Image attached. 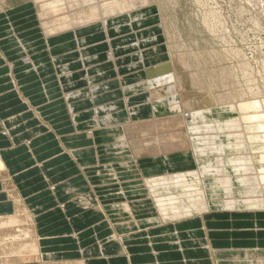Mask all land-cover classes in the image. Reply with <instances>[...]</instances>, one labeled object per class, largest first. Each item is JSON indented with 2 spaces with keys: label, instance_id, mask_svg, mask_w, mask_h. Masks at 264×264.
<instances>
[{
  "label": "crops",
  "instance_id": "1",
  "mask_svg": "<svg viewBox=\"0 0 264 264\" xmlns=\"http://www.w3.org/2000/svg\"><path fill=\"white\" fill-rule=\"evenodd\" d=\"M35 9H0V218L22 209L33 219L43 263L264 264L260 212L200 215L208 254L180 236L198 250L193 258L152 237L177 223H140L158 216L145 181L195 166L188 150L169 161L138 154L142 135L129 132L166 114L150 115L148 96L161 86H144L157 78L147 70L166 59L153 46L155 21L120 16L50 35ZM139 53L151 62L129 66Z\"/></svg>",
  "mask_w": 264,
  "mask_h": 264
},
{
  "label": "rangeland",
  "instance_id": "2",
  "mask_svg": "<svg viewBox=\"0 0 264 264\" xmlns=\"http://www.w3.org/2000/svg\"><path fill=\"white\" fill-rule=\"evenodd\" d=\"M23 3L35 5L41 24L46 29L45 32L49 30L50 33L60 32V26L67 25V22L71 21L75 25L95 23L98 20L97 12L101 13L103 8L106 11H109V9L111 11V7L116 3L121 14L108 19L132 15V20H138L137 22L147 21L148 19L155 21L152 26L159 28L161 40L153 43V46L163 49V57H165L163 54H166V59L164 58L165 60L162 63L169 61L171 64V70L174 73L171 85H176V99L180 104L179 112L175 113L168 109L167 99H162L160 103H154L157 108L154 116L166 113L163 117H160L164 121L172 116L186 114L189 111H215L220 107L232 104L264 102V0H138L137 4L129 8L124 5V0H109L107 4L99 0H0V9L16 7ZM95 7H97V11ZM130 8L133 9L129 10ZM81 10H83L86 20L83 16H79ZM156 17V20H152ZM50 18L55 19L59 25H53L49 20ZM80 21L84 22L81 23ZM132 62L139 63L140 59L137 57ZM233 113L216 117H219L222 122L234 119L240 120L244 117L238 111ZM256 114L259 115L258 112ZM246 119L244 117L243 122H246ZM182 131L184 133L182 138L188 139L187 125L183 127ZM165 132L169 133L167 131L155 132L149 130L147 134L151 136L150 140H159L163 143H168L169 138L173 139V142H178L181 139H174ZM176 133L178 132L171 131L172 135ZM141 140H144V138ZM249 140L248 145L252 152H255L262 145L251 137H249ZM191 158L193 159V157ZM193 161L195 166H192L193 163H185V167L181 168L179 173H184L187 181L194 184L197 197L193 194L190 195V199H188V196L186 198L185 195L179 197L181 193L173 183V178L171 180L166 179L165 183L171 189L173 193L171 196L175 203L179 201L178 203L181 205L190 206V202L196 203V199L200 196L199 198L203 197V202L211 210V198L206 192L204 183L192 181L195 178L191 174L198 168L194 159ZM155 173H158L154 175L157 178L167 172L160 169L156 170ZM174 173L177 172L171 171L167 174ZM196 179L198 180V178ZM222 198L226 197H218L214 201L220 203ZM233 198L232 200L238 203H241V201L242 203L250 202L252 199L250 202L252 203L256 196L252 194L241 195L237 188ZM251 208L246 207L244 210L232 211L246 212L256 209ZM169 210L168 212L171 214ZM252 222L253 220L251 224H254ZM11 233L3 237L5 240L0 237L1 242L4 241V244H6L12 241ZM10 248L9 246L5 247L4 255L10 257ZM8 259H10V262ZM8 259H5L6 264H39L31 262L30 257L21 260V262L19 259V261Z\"/></svg>",
  "mask_w": 264,
  "mask_h": 264
},
{
  "label": "bare ground",
  "instance_id": "3",
  "mask_svg": "<svg viewBox=\"0 0 264 264\" xmlns=\"http://www.w3.org/2000/svg\"><path fill=\"white\" fill-rule=\"evenodd\" d=\"M99 1H103L104 4H107V2H109V0L108 1L99 0ZM137 1L136 0H124V5L127 8H129L137 4ZM82 3L84 2L82 1ZM102 6L104 7V5ZM89 7H90V4H89ZM112 7H111L112 9L111 11L110 9L109 11H106L103 8V11L101 13L97 12V18H98L97 22L107 24L106 22L107 20H109L108 19L109 17L116 16V15L119 16V14H121L119 12L120 8L117 7V3L114 4V6ZM96 8L97 7H95V10ZM131 9L133 8H130L129 10ZM79 16H83L84 18L83 10H81V12L79 13ZM63 19L62 21H64ZM156 19L157 17L152 20H156ZM49 20L52 22L53 25L55 26L59 25V23L55 19L50 18ZM71 22H67V25L65 24L64 26L63 25L60 26L59 29L61 31H65V30L74 29V28L86 25V24L75 25V24H72ZM46 33L47 34L50 33L49 30L46 31ZM137 57L140 59V62H139L140 64L135 63V62L134 63L130 62L129 66H133V67L141 66V65H146V63L148 62H151V60L149 61L146 58V56H144L142 53H139ZM162 57L163 56H161V58ZM147 72L152 74L154 77H157L150 83L144 82L145 83L144 86L146 85L147 90L150 87H152L153 89V87H155L156 85L159 87L161 86L160 89L158 90L154 89L153 92H150L148 96L150 97L149 98L150 101L153 100V103H152L153 106L149 105V107L151 106L150 115H155L154 113L157 111V108L154 103H160L162 99L168 100V109L170 111L175 112V113L179 112L180 104L177 102V99H176V96H177L176 85L175 84L171 85L174 79V73L171 70L170 62L168 61L167 63L158 64L155 67L148 69ZM167 84H170V85L167 86ZM111 88H112V85H111ZM141 88H145V87H141ZM129 101H132V100H129ZM238 104L227 105L228 107L227 106L220 107L215 111L207 110V109H206L207 111H197V112L189 111L186 114H181V115L176 114L177 116L175 117L172 116L173 118L171 117L165 121L159 120V119H153L152 121H149V122L146 121L145 124L140 123V125L138 126H135L132 128L129 127V129L131 128L129 132H132L134 134H140L142 135L141 137L144 138V140H141V139L137 140V145L134 144L135 149H136L135 152H137L138 154H141L145 150L151 157H163L167 161H169L170 160L169 156L171 154H174L177 152H185L189 149L190 151L189 150L188 151L190 154H187L185 156L193 157L198 167L191 174L192 177L195 178V179H192V181L194 182L196 181L198 183L200 182L204 183L206 187V192L211 198V205H210L211 210H227V209L244 210V208L246 207L248 209H250L251 207L252 208L254 207L256 208L254 210L256 213L257 212L264 213V102L255 101L253 103H243L240 105ZM132 107L136 108L134 106ZM136 111L139 112V108ZM236 111L242 113L244 117L247 118L246 122H243L244 117L240 120L234 119L230 121L227 120L226 122H222V120L221 121L219 120L220 115L223 114L225 116V114H234L233 112H236ZM256 112H258L259 115H257ZM260 112H263V113L261 114ZM133 114H135V111ZM216 116H219V117H216ZM197 122H200V123H197ZM186 125L188 127L189 136H188V139L187 138L183 139L182 136L184 135V133H182L183 132L182 129L184 126L186 127ZM149 130L155 131V132L156 131H167L169 133H166V132L165 133L170 134L172 138L174 139L181 138V139L178 142H173L172 141L173 139L169 138L167 140L169 141L168 143H163L159 140H154V139L150 140L151 136L147 134V131ZM171 131L178 132V133H176L175 135H172ZM157 135H162V134H157ZM249 137H251L253 140H256L262 144L259 149L255 150V152H252L249 149V145H248L249 144L248 142L250 141ZM142 145L144 148L141 147ZM172 178L174 180L173 183L176 185V188L181 193L179 194V197L181 195H185L186 198L188 196V199H190L191 198L190 195L192 194L195 195V197H197L196 196L197 191L194 188V184L187 181L186 179L187 177L185 176L184 173H179V172L174 173V174L166 173L162 176H158L155 179L150 178L147 181H145L146 182L145 184H146V188L148 189V194L154 201L158 216H157V220L153 219V220H150L149 222L143 221L140 223L142 225H154V227L163 226L164 224H168V223H177L175 225L171 224L173 228H175L174 231H171V229L167 228L165 229L163 234L154 233L152 234V237L154 239L165 238V244L167 245L169 244L168 245L170 248L169 251L171 250L175 251L178 257L180 256L183 257L187 255L189 258H193L195 256V253L198 250L197 249L193 250L195 245L191 248H187V245H184V244H187V242L183 241V239L180 237L182 234H184V236H186L191 242H194L196 240L201 241L200 242L201 253L207 255L209 252V247L205 242H203L204 237H203V231L200 228L201 225L199 223V220H200L199 218H200V215L210 211V209H208L207 204L203 202V197L201 198L202 200L199 198L200 196L196 199L197 200L196 203L190 202V206L181 205L180 203H178L179 202L178 200H177L178 202L175 203L174 199H172L173 197L171 196V194L173 193L171 192V189L168 187V185L165 183L166 179L171 180ZM196 178H198V180ZM237 188L239 189V193L241 195L252 194L253 196H256L255 198L256 200L254 199L255 201L253 200L252 203H250L252 199L250 202H243V203L242 201L241 203L233 201L232 199H234L233 197L235 194V190ZM217 196L226 197V198H222V200L220 199L221 200L220 203H216L214 199L215 198L217 199L218 198ZM168 209H170L169 211L171 212V214H169ZM252 223L256 224L257 222L255 223V221H253ZM156 224H159V225H156ZM177 228H182V229L178 231L179 229ZM8 233L12 234L13 239L12 241H9V243H6V244H4V241L1 242L0 240V264L1 263L6 264L7 261L5 259H8V258H11L12 261L20 260L21 262V260L23 261L27 259L28 257H30V260H32L31 262H35L39 264H81L80 262L78 263L77 261L76 262H65V263H43L41 262L40 252H39V248L37 245V235H36V231L34 228L33 219L26 212L22 211V209L16 211V213L11 216H8V217L2 216V218H0V237L3 238ZM200 234H201V237L199 236ZM146 235L150 236L151 233H145L143 236H146ZM3 240L5 239L3 238ZM8 246L11 247L10 248L11 251H9L11 254L10 257H8L7 255H4L5 247H8ZM154 256H156V254H154ZM8 260L10 262V259ZM166 261H169V260H166ZM157 263L158 262H155V264Z\"/></svg>",
  "mask_w": 264,
  "mask_h": 264
}]
</instances>
